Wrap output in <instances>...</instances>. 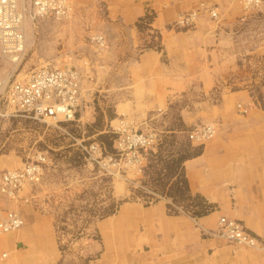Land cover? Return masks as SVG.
<instances>
[{
    "label": "rangeland",
    "instance_id": "1",
    "mask_svg": "<svg viewBox=\"0 0 264 264\" xmlns=\"http://www.w3.org/2000/svg\"><path fill=\"white\" fill-rule=\"evenodd\" d=\"M71 1L67 16L27 23L25 51L15 64L0 54V171L17 167L34 150L49 157L28 201L13 202L0 194L2 206L20 214V208L27 210L20 228L0 235V250L7 252L0 264H260L255 249L206 233L197 223L196 233L215 235L225 244L224 256L210 248L206 259L196 252L187 262L183 248L179 254L174 248L172 256H157L160 228L139 227L143 221L130 212L118 219L115 215L129 208L124 203L118 209L123 201L158 202L147 209L161 202L166 213L190 215L187 197L174 201L164 191L173 179V160L195 155L203 146L213 147L207 163L213 168L207 173L226 171L227 178L230 169L218 166L238 155L264 160V152H247L233 131L242 114L264 110V0L247 10L240 0H178L180 11L202 1L216 15L203 10L191 26L171 27L174 12L155 19L156 28L148 24L152 8L145 11L151 14L146 24L137 27V19L130 21L131 10L125 7L133 0ZM92 33H101L106 46L91 43ZM64 52L81 71L75 119L46 123L19 110L4 114L8 84L39 65L55 63ZM237 103L247 110L241 112ZM123 114L136 128L155 133L139 173L121 165L107 173L90 162L82 147L96 141L103 153L118 159L109 124ZM203 123L213 124L214 133L202 141L190 139L187 131ZM208 225L214 228V219ZM9 235L14 236L9 240ZM178 240L185 238L174 233L170 241Z\"/></svg>",
    "mask_w": 264,
    "mask_h": 264
},
{
    "label": "built area",
    "instance_id": "2",
    "mask_svg": "<svg viewBox=\"0 0 264 264\" xmlns=\"http://www.w3.org/2000/svg\"><path fill=\"white\" fill-rule=\"evenodd\" d=\"M261 0H240L244 10L256 7ZM199 7H192L178 12L171 21V27H187L194 24L201 11L206 10L211 17L216 15L214 7L199 2ZM72 8L71 0H28L27 5L20 0H0V54L20 59L25 51V32L27 16L31 23L49 16L60 18L67 16ZM153 31V30H150ZM91 43L98 48L106 46L101 33L89 35ZM59 59L52 64L39 65L20 79H13L5 95L4 114L11 115L17 110L23 114L46 122L73 120L80 102L81 71L73 63L67 52L59 53ZM241 112L247 108L237 103ZM156 111H160L156 107ZM0 114H2L0 112ZM115 122L109 126L114 133L112 146L118 159L111 153L105 154L96 141L83 145L90 162H96L103 171L113 173L117 166L128 168L132 173H139L147 149L153 148L155 133L148 129L136 128L133 119L127 116L114 117ZM144 122V121H143ZM211 123L196 125L187 131L190 139L202 141L214 132ZM49 157L45 151L34 150L28 157L20 160V165L0 171V194L13 202L28 201L29 189L42 175ZM15 209L0 204V232L17 227L22 221ZM209 234H220L227 241L247 247L264 248V238L255 234L236 218L219 214L214 228H204ZM4 252H0L3 256Z\"/></svg>",
    "mask_w": 264,
    "mask_h": 264
},
{
    "label": "crops",
    "instance_id": "3",
    "mask_svg": "<svg viewBox=\"0 0 264 264\" xmlns=\"http://www.w3.org/2000/svg\"><path fill=\"white\" fill-rule=\"evenodd\" d=\"M133 3V5L131 3L125 7L127 11L128 9L131 10L127 16L130 18V21L137 19L146 10L152 8L154 9V15L148 24L155 28L156 26L153 25L155 19L162 21L163 18L172 15L174 12L177 14L182 9L178 0H133ZM202 3L205 4L204 2ZM132 9L136 10V12H133ZM172 20L173 18L168 22ZM164 22L166 23V21ZM133 29L137 31L134 26ZM138 60L141 61L140 56H138ZM236 91L239 92V96L242 95L240 89ZM241 116L238 117V128L233 130L234 136L238 138V141L245 142L247 152L257 154L258 149L264 152V110L248 115L242 114ZM259 146H262V148L260 149ZM212 149V144L206 146V148L203 146L199 153L182 160L183 171L189 190L191 192H197L208 201L215 203L213 209L206 214L192 217L186 213H166L164 203L161 202L160 206L156 205L148 209L147 207L158 202L139 205L134 201H123L119 204L118 209L124 203H127L129 208L124 207L119 210L115 218L117 217L118 219L130 212L128 214H135L143 221V223L138 224L139 227H143L144 225L149 226L151 224L153 227L160 228V231L155 234L157 248H159V238L161 237L162 240L161 249L156 251L157 256L160 254L172 256L174 248L179 249L177 254L181 253L182 248L184 249L186 262L190 257L193 260L196 252L202 259H206V255H209L210 252L216 249V252L219 253L218 256H221L223 252H226L225 244L215 235L203 237L200 236L199 229L197 233L195 231L196 223L204 226V228H209L212 226L208 224L214 219L215 226L219 214L236 218L249 230L264 238V160H258L253 156L244 160L238 155V159L235 161H228L218 166V168H222L224 164V169H230L232 175L227 178L226 171L219 172V170H210L207 173V168H213L207 164L211 157L210 152ZM20 210L22 215L23 212L26 214L27 210L23 211L21 208ZM101 224L102 226H106V221ZM174 233H176L178 239L179 236L184 237L185 241H170ZM13 236L9 235V240ZM190 239L192 241H188ZM192 242L196 243V247L192 246ZM209 248L213 250L208 254L207 250ZM252 249H255L254 252L257 255L258 263L261 261L260 264H264V249H257L262 250L261 252H258L256 248ZM0 252L7 253L3 250H0ZM248 254L251 255V252H248ZM209 262L207 264H210ZM191 263L194 264V262Z\"/></svg>",
    "mask_w": 264,
    "mask_h": 264
},
{
    "label": "trees",
    "instance_id": "4",
    "mask_svg": "<svg viewBox=\"0 0 264 264\" xmlns=\"http://www.w3.org/2000/svg\"><path fill=\"white\" fill-rule=\"evenodd\" d=\"M150 19H151V14L144 13L143 15L137 18L136 26L139 27V25L142 23L146 24ZM185 157L187 156H180L176 158L175 160H173V163H172L173 171L172 172L174 171L175 172L172 175L173 179L170 180V182H168V186L166 190L164 191V193L166 194V196H169L174 201H178V199L183 200L184 197H187L189 199V202H187L185 206L190 207V209H188L190 215L200 216V215L206 214L208 211L213 209L215 205L207 201L201 194L197 192H194V193L190 192L188 185H187L186 177L184 176L183 167L181 166V161ZM176 167L178 168L177 170H176ZM115 207H112L109 212H112L115 209Z\"/></svg>",
    "mask_w": 264,
    "mask_h": 264
},
{
    "label": "bare ground",
    "instance_id": "5",
    "mask_svg": "<svg viewBox=\"0 0 264 264\" xmlns=\"http://www.w3.org/2000/svg\"><path fill=\"white\" fill-rule=\"evenodd\" d=\"M20 2H22L23 4L25 3V0H20ZM26 4V3H25ZM28 19V17L27 16H25L24 17V22H26L25 24H26V26H27V23H29L30 21L29 20H27ZM24 32H25V36H26V28H24ZM105 39V38H104ZM25 41H26V39H25ZM25 45H26V43H25ZM3 56H5V57H7L8 59H12V62L15 64L17 61L16 60H14L13 58L14 57H12V55L11 56H7V55H4V54H2ZM80 83H81V79H80ZM81 85V84H80ZM80 92H81V88H80ZM215 128V127H214ZM214 131H215V129H214ZM214 133V132H213ZM16 211V210H15ZM18 212V211H17ZM18 213H20V212H18ZM20 215V217H21V214H19ZM21 219H22V221L20 222V224L17 226V227H15V228H12V229H8V230H5V231H1L0 232V235L1 234H3V233H5V232H7V231H12V230H16V229H18V228H20L22 225H23V218L21 217ZM239 246H243V245H239ZM245 247H247V246H245ZM248 248H256V249H264V248H261V247H259V246H253V247H248ZM6 256V253L4 252V255L3 256H0V257H5Z\"/></svg>",
    "mask_w": 264,
    "mask_h": 264
}]
</instances>
